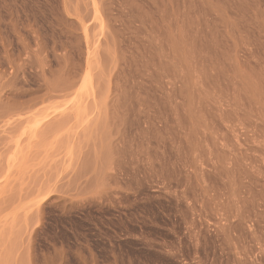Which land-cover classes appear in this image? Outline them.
Masks as SVG:
<instances>
[{
  "label": "rangeland",
  "instance_id": "obj_1",
  "mask_svg": "<svg viewBox=\"0 0 264 264\" xmlns=\"http://www.w3.org/2000/svg\"><path fill=\"white\" fill-rule=\"evenodd\" d=\"M0 264H264V0H0Z\"/></svg>",
  "mask_w": 264,
  "mask_h": 264
}]
</instances>
